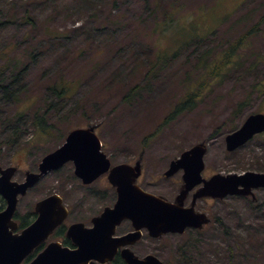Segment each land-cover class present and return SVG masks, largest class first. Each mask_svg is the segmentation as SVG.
Returning <instances> with one entry per match:
<instances>
[{
    "label": "rangeland",
    "instance_id": "1",
    "mask_svg": "<svg viewBox=\"0 0 264 264\" xmlns=\"http://www.w3.org/2000/svg\"><path fill=\"white\" fill-rule=\"evenodd\" d=\"M174 2L181 6L179 15L187 17L188 26H195L190 22L191 17L192 21H198L195 32L187 27L188 33L169 29L164 36L153 35L152 24L157 12L152 14V0H0V65H5L8 55L18 56L23 62L29 58L25 55H31L34 49L38 55L11 85V89L17 90L18 101L6 88L2 89L0 122L15 111H24L27 115L15 123L23 130L21 135L13 144L0 147V166H18L14 180L22 181L25 170L36 171L41 157L61 144L64 136H59L56 128L67 133L71 128L88 123L79 113L83 109L75 113L71 110L68 115L59 117L61 114H57V105H54L46 116L48 124L56 125L54 133L42 136L33 130L30 119L35 110L52 101L49 76L54 70L59 71L58 67L66 68L74 55H98L97 67L78 89L79 94L89 90L84 105L88 112L83 113L91 116V123L99 124L95 132L112 163L133 164L141 155L142 173L137 184L144 190L172 200L180 173L173 179H165L162 174L171 159L200 142L206 145L204 177L264 168V133L233 151H228L225 144V136L249 114L264 112V0ZM200 23L206 25L201 29ZM140 32L148 39L140 36ZM49 34L58 37L51 38ZM190 34L191 37L210 35L203 40H208L213 47L209 55H216L246 35L245 44L239 49V54L245 58L223 79L195 76L202 70L197 69L195 56L198 55H188V51L176 47L177 42H183ZM137 38L139 41L142 38L155 50L140 55L142 58L138 61L134 60L132 51H127L126 61H119V55H115L117 50ZM218 41L225 44L220 46ZM11 47L13 50L6 55ZM158 49H165L171 55H167L164 66L150 85H144L134 98L126 100L124 95L129 87L143 78L146 62L155 61L156 55L151 51ZM65 57L69 61H65ZM79 63L74 62L66 69L67 77L77 76ZM132 69L135 70L129 75ZM116 70L129 75L127 86L113 82L112 74ZM3 71L8 72V69ZM191 84L193 91L203 85L199 100L193 108L165 121ZM34 93L40 98L34 104L27 108L19 103ZM43 97L49 102L42 100ZM71 101L63 100L61 104L67 106ZM238 103L245 104L234 112ZM88 187L81 186L73 174V165L67 163L44 175L20 197L17 216L31 212L35 201L53 192L74 208V216L78 218L88 219L100 213L104 206H112L115 194L105 175ZM92 191H97L99 197L92 196ZM254 193L253 203L250 198L238 195L223 200H198L196 209L213 217L209 225L200 231L168 233L157 239L143 237L136 250H146L164 264H253V260L264 264V188ZM120 229H128V223L123 222ZM248 251L255 254V258ZM246 257H250L252 263L246 261Z\"/></svg>",
    "mask_w": 264,
    "mask_h": 264
},
{
    "label": "water",
    "instance_id": "2",
    "mask_svg": "<svg viewBox=\"0 0 264 264\" xmlns=\"http://www.w3.org/2000/svg\"><path fill=\"white\" fill-rule=\"evenodd\" d=\"M96 127V124H88L71 129L59 147L41 158L38 172H25L23 182L11 180L16 166L0 167V194L6 199V206L0 211V264H20L66 219L68 209L62 197L52 193L35 203L36 219L20 233L14 232L17 223L13 216L18 195L26 194L42 175L58 169L69 160L73 161L74 173L85 184L107 173L109 183L116 189L117 199L112 207L106 206L93 218L92 227L86 228L81 222L69 226L67 234L76 244L75 248L53 241L27 264H88L95 260L105 263L112 259L123 243L136 242L142 228H146L148 234L154 237L169 232L183 233L188 226L201 229L211 219L204 211L195 209L197 199H223L228 195L251 196L254 199L253 189L264 187V170L213 173L204 177L202 170L206 145L200 142L171 159L163 172L170 177L179 169L183 170L177 193L172 201L167 200L144 191L137 184L142 172L141 155L133 164L110 162L101 150ZM263 131L264 113H252L237 129L225 136L226 149L232 151ZM197 185L191 202L184 206L189 191ZM123 219H130L134 230L112 237ZM121 254L127 264H163L153 254L140 258L129 248H123Z\"/></svg>",
    "mask_w": 264,
    "mask_h": 264
},
{
    "label": "trees",
    "instance_id": "3",
    "mask_svg": "<svg viewBox=\"0 0 264 264\" xmlns=\"http://www.w3.org/2000/svg\"><path fill=\"white\" fill-rule=\"evenodd\" d=\"M117 4V2L115 1ZM115 3L113 4L114 7H116ZM152 5L150 7L152 14L153 12H157L156 15H154L153 19V35L157 36H164L167 34L169 29L172 31H177V32H182V33H188L186 32V28L190 27L193 32L194 30L197 29V23L198 21H192L191 17V23H195V26L190 24L188 26V23L185 22L187 19L186 16L180 17L182 15H179V8L181 7L180 5L176 6L178 3L174 2V0H152ZM179 7V8H178ZM152 14L150 16L152 17ZM27 18V17H26ZM198 18V16H197ZM183 20V21H182ZM208 23V22H207ZM125 26V21L122 22ZM206 24L200 23L199 26L202 29V26H205ZM194 26V27H193ZM208 29V28H207ZM207 29L203 30L206 31ZM117 30V29H116ZM113 30V31H116ZM197 32V31H196ZM200 32V31H198ZM51 38H57V35H52L49 34ZM140 36L143 38L148 39V36L140 32ZM196 35V34H195ZM210 35H203V36H193L191 37V34L188 37H185L186 39L182 42H177V50L178 49H183L188 52L186 54L188 55H198L195 56L196 61H197V69L202 68L200 72H198L197 75H204V78H210V79H223L228 73H230L233 68H237L239 66L243 59L245 58V55H240L239 49H241L242 46L245 44V39L246 35H242L238 39H236L233 43L228 44L227 49H223L221 52H217L216 55H209L213 47H210L209 44L207 43L208 40L203 41L205 38H207ZM214 40V39H213ZM216 41V40H215ZM229 41L226 42V44ZM202 44V47H201ZM225 42L218 41V45H223ZM196 45V46H195ZM205 47L203 50L201 48ZM191 49V50H190ZM13 48H9L7 52L5 53L8 55L10 51H12ZM150 50H155L154 46L148 47V43L145 41H142V38L139 39L137 38L136 40H131L121 48L117 50L115 55H119V61H126V52L127 51H132V55L134 60L138 61L140 60V55H148ZM156 55V59L153 63L151 62H146L144 69V76L141 78L140 81L142 82H136L135 85L130 86L127 92L125 93L124 97L128 99L134 98L136 94H138L142 89L143 86L145 85L146 87L150 85L151 81L153 78L156 76L157 72H159L162 67L164 66L165 59L168 58L167 55H171V53L165 52V49H158L157 51L153 52ZM2 54V55H5ZM29 56V58L26 61H21V59L18 56H13V55H8V57H5V65H0V101L4 99V91L2 90L3 88H6L8 90V94L11 96H15L16 101H18V96H17V90L11 89V85L15 83L17 76H19V73L29 64V62L33 61L34 58L38 55H35V49L34 52L31 53V55H25ZM98 55H74L73 59L69 61L65 57V61H69V65H66L65 67H58V70H53L48 73L53 74L49 76V80L51 81L48 85V89L51 90L52 93V101L49 102L46 97L41 98L47 103V106H43L41 109H37L34 111L31 119V123H33V130L37 132L39 135L45 136V135H52L53 132V127L56 125L48 124V121L46 119L48 110H51L54 108V105H57L56 111L59 117H63L68 115L71 110H73V113L78 109L81 110L79 113L81 114L80 118L82 120H85L86 122H91V116L83 113V112H88L84 108V105L86 104L88 99V94L89 90L85 93H80L78 92V89L80 88L81 84L83 83L85 77L89 74H91L95 68L97 67V61L95 62V58H97ZM31 60V61H30ZM28 61V62H27ZM79 61V65L77 66L78 69L76 74L77 76L73 78H69L66 76V69L69 68V66L73 65L74 62ZM68 66V67H67ZM7 70L3 71V70ZM135 69H132L129 73L133 74ZM124 75L122 71H115V73L112 74L113 76V82L116 83H126L129 80V76ZM194 76V77H195ZM127 77V78H126ZM1 83H4L5 86H1ZM128 83H126V86ZM10 86V87H9ZM201 89H196L193 91L194 85L191 84L189 87L188 93L184 96V98L179 101L174 108L172 109L173 111L169 113V115L166 117L165 121L171 118L173 115L180 113L183 110H188L193 108V105L199 100L200 96L202 95L203 92V85H201ZM8 87V88H7ZM10 88V89H9ZM16 94V95H15ZM87 97V98H86ZM74 98V99H73ZM39 98L37 93H34L32 96H27L23 100H19V103H23L26 105L28 108L30 105L34 104ZM73 99V100H72ZM63 100H72L70 102V105L67 104V106L62 105ZM59 102V103H58ZM18 104V102H16ZM245 103H238L234 107V112H238L240 108L244 105ZM46 107V108H45ZM26 108V109H27ZM24 111H15L12 112L10 115H7L6 118L2 119L0 122V147L8 144H13L15 140L21 135L23 130L19 128L18 125H15L16 121L18 119H21L23 116H27L26 114H23ZM236 127H234L235 129ZM57 134L59 136H64L63 130L57 129ZM158 130V129H157ZM156 130V131H157ZM155 131V132H156ZM35 138V137H34ZM33 138V140H34ZM264 168H258L257 170H262ZM251 200V199H250ZM254 202V201H250ZM3 207V200L0 198V209ZM29 215V214H28ZM27 215V216H28ZM20 220V218H19ZM21 226L26 224V222L21 218L20 220ZM249 254H252L251 251H248ZM255 258V254H252ZM250 257H246V261L251 262L249 260ZM253 260V259H252ZM252 263V262H251ZM253 264H258L256 260H253Z\"/></svg>",
    "mask_w": 264,
    "mask_h": 264
},
{
    "label": "flooded vegetation",
    "instance_id": "4",
    "mask_svg": "<svg viewBox=\"0 0 264 264\" xmlns=\"http://www.w3.org/2000/svg\"><path fill=\"white\" fill-rule=\"evenodd\" d=\"M38 164H39V162L37 163V165H36V168H35V170H38ZM72 164V163H71ZM73 165V164H72ZM15 166H17V165H15ZM19 169H18V166H17V170L14 172V175H15V173L18 171ZM27 170H25L24 172H23V174H24V179L22 180V181H20V182H23L24 180H25V172H26ZM182 169H179L178 171H176L172 176H170V177H166L164 174H162V176L165 178V179H173L178 173H180L179 174V177H177V180H178V185H177V190H178V186H179V184H180V182H181V175H182ZM103 175H105L106 176V174H103ZM102 175V176H103ZM101 177V176H100ZM99 177V178H100ZM99 178H97L96 180H94L93 182H91V183H88V184H85V183H82V181L79 179V181H80V183H81V186H83V187H88V186H90L91 184H93L95 181H97ZM106 180H107V177H106ZM107 182H108V180H107ZM110 185V184H109ZM110 187L113 189V191H114V194H115V201H116V199H117V192H116V189L113 187V186H111L110 185ZM141 189H143L142 187H140ZM196 188H198V185L197 186H195L192 190H190L189 191V193H188V196H187V198L185 199V201H184V206H188L189 205V203L191 202V199H192V194H193V192L195 191V189ZM88 189H91V187H88ZM144 190V189H143ZM146 191V190H145ZM91 195L92 196H95V197H99V195H97V191H92L91 192ZM175 196V195H174ZM174 196L172 197V199L174 198ZM0 198L3 200V207L5 206V204H6V199L4 198V197H1L0 196ZM200 200V199H199ZM207 200V199H206ZM115 201H114V203H115ZM201 201V200H200ZM113 203V204H114ZM196 203H197V201H196ZM112 204V205H113ZM68 206V205H67ZM2 207V208H3ZM106 206H104L103 207V209L105 208ZM108 207H110V206H108ZM195 208H196V204H195ZM102 209V210H103ZM68 210H69V213H68V216H67V218L63 221V222H61V224L60 225H58L55 229H53V231L48 235V237L44 240V241H42V242H40L37 246H35L34 247V249L29 253V254H27V256L24 258V260H23V263L22 264H27V263H29L31 260H33L36 256H37V254L38 253H40L43 249H44V247L49 243V242H53V241H59V242H61L63 245H65V246H68L69 248H75L76 247V244L73 242V240L71 239V237L70 236H68V234H67V232H68V229H69V226L71 225V224H73V223H75V222H81V223H83V225H84V227H86V228H90V227H92L93 226V222H92V220H93V218L96 216V215H98V214H96V215H93V216H91L90 218H88L89 219V222H88V219H87V217H82V218H78V217H75L74 216V208L72 207V206H68ZM16 214H17V212H15ZM16 214H15V219L17 220H19V218H20V220H21V218L26 222V224H24L23 226H21V224H20V222H19V228H18V230H21L22 228H24V227H26L27 225H29L33 220H35V218L37 217V213L35 212V210H34V208H33V210L31 211V212H29V213H27L26 215H24V216H19L18 215V217L16 216ZM29 214V215H28ZM28 215V216H27ZM88 222V223H87ZM128 223V229H124V230H121L120 229V226H121V224L122 223ZM87 223V224H86ZM190 229H193V230H196V228H194V227H191V226H188V227H186L185 228V230H184V232H186V230H190ZM131 230H134V228H133V226H132V223H131V221L129 220V219H123L117 226H116V228H115V232L112 234V237H116V236H120V235H123V234H125V233H127L128 231H131ZM119 231V232H118ZM183 232V233H184ZM170 233V232H169ZM174 233H177V232H174ZM166 234H168V233H165V234H163V235H161V236H158V237H154V236H151V235H149L148 234V231H147V229L146 228H142L141 229V236L136 240V242H134V243H132V244H130V243H123V245H121V246H119L118 248H117V250H116V252L114 253V255H113V257H112V259L111 260H109L108 262H105V263H102V262H100V261H97V260H95V261H93L94 263H88V264H127V262H126V259L122 256V254H121V251H122V249L124 248H129L130 250H132L133 252H134V254L135 255H137L138 257H144L145 255H147V254H151V253H148L146 250H144V251H137L136 250V247L138 246V243H140L141 242V239L143 238V237H147L149 240H151V239H157V238H161L162 236H164V235H166ZM134 247V248H133ZM138 252L139 253H141V256H140V254H138ZM161 260V259H160ZM162 261V260H161ZM163 262V261H162ZM163 264H164V262H163Z\"/></svg>",
    "mask_w": 264,
    "mask_h": 264
}]
</instances>
